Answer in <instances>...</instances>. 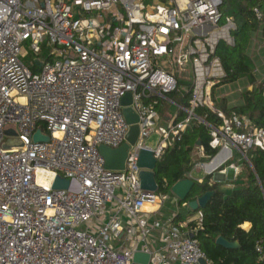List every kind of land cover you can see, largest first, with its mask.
Returning <instances> with one entry per match:
<instances>
[{"label":"built area","instance_id":"built-area-1","mask_svg":"<svg viewBox=\"0 0 264 264\" xmlns=\"http://www.w3.org/2000/svg\"><path fill=\"white\" fill-rule=\"evenodd\" d=\"M173 1L148 13L140 0H0V264H132L135 253L147 254L149 264H213L186 223L156 217L165 198L140 188L139 154L152 153L157 165L196 122L215 153L195 147L191 172L237 177L235 152L261 188L248 152H264V129L225 115L212 99L226 76L216 48L233 47L237 29L222 17V1ZM252 13L264 22V10ZM43 48L34 74L23 60ZM178 81L190 85L187 107L176 106L184 116L163 123L156 107ZM125 108L137 116L138 134L123 170H108L98 148L127 144ZM198 109L219 124L198 118ZM37 130L49 141L34 142ZM153 135L155 148L145 144ZM57 177L67 189H53ZM202 219L197 212L196 227ZM255 252L264 259L258 243Z\"/></svg>","mask_w":264,"mask_h":264},{"label":"trees","instance_id":"trees-1","mask_svg":"<svg viewBox=\"0 0 264 264\" xmlns=\"http://www.w3.org/2000/svg\"><path fill=\"white\" fill-rule=\"evenodd\" d=\"M221 1L219 10L222 17L233 18L237 29L232 34L233 47L221 42L216 48V55L226 72L219 86L246 78L254 88L251 92L243 93V105L240 107L227 110L221 104L215 106H220L219 109L227 116H247L255 126L264 129V81L256 83L252 63L246 54L252 33L260 23L252 10H264V0ZM181 84L187 87L186 91L177 86V90L169 94V99L186 108L190 85L189 82ZM195 115L208 124H219L216 116L205 109L196 110ZM209 140V131L205 126L193 122L187 127L181 139L166 150L156 165L157 195H165L175 183L189 179L194 164L191 154L198 141L208 156L214 155L215 152L208 148ZM248 158L259 180L264 183V152L250 150ZM210 179L211 176H207L202 184L195 183L188 198V201L196 200L207 192H214L205 209L199 210L203 215L201 227H196V222L192 219L199 211L188 210L185 215L178 214L172 223L178 225L186 222L187 231H192L189 237L197 241L199 249L213 264H264V259L255 252V245L258 243L264 253V185L260 188L251 172H247L245 180L239 174L231 182L234 185L231 190H222L218 183H210ZM245 223L251 225L248 232L241 229ZM219 237L228 242H237L239 249L226 250L217 246L215 241Z\"/></svg>","mask_w":264,"mask_h":264},{"label":"water","instance_id":"water-1","mask_svg":"<svg viewBox=\"0 0 264 264\" xmlns=\"http://www.w3.org/2000/svg\"><path fill=\"white\" fill-rule=\"evenodd\" d=\"M40 67V64H38ZM130 94H127L121 101L123 107H127L130 105ZM123 115L125 117L126 122L131 125L129 134L127 136V144L122 145L120 148L116 150H111L106 147H99L98 151L101 157L104 159L105 168L108 170L121 171L124 168V162L127 156V150L129 145H132L137 137L138 128L135 124L138 122V118L133 114L131 109L125 108L123 110ZM6 135H10L11 132H5ZM34 142H48L49 138L47 136H42L40 130H37L33 136ZM201 144L198 141L196 146L199 147ZM138 167L142 169L139 174L140 179V188L143 191L147 192H156L157 191V183L155 180V168L156 161L152 157V153L147 151H141L138 159ZM68 181L61 179L59 177L56 178L54 182L53 189L65 190L68 188ZM195 186V182L191 179L182 180L175 183L171 189L170 194L174 196L178 202L185 203L189 209V211L197 212L199 210L205 209L207 203L214 195V192H207L203 196L197 198L196 200L188 201V198ZM215 244L220 246L226 250H238L239 245L237 242H228L223 238L219 237L216 239ZM132 264H149V256L143 253H135L133 255ZM200 264H204L203 261Z\"/></svg>","mask_w":264,"mask_h":264},{"label":"crops","instance_id":"crops-1","mask_svg":"<svg viewBox=\"0 0 264 264\" xmlns=\"http://www.w3.org/2000/svg\"><path fill=\"white\" fill-rule=\"evenodd\" d=\"M140 1L146 6V12H148V13H150L151 8L157 4H161V5H165V6H174L175 5L173 0H140ZM183 1L184 0H176V3L178 5H181L183 3ZM246 54L252 63V67H253L252 70H253V75L255 77L256 83L260 84L262 81H264V22H260L257 29L252 33L251 40L249 42ZM240 80H244V82H245V86L242 88V89H244V92H251L253 90L254 87L248 82V80L246 78H243ZM234 83H236V82H234ZM234 83H231V84H234ZM227 85H229V84H227ZM216 88H218V87H216ZM216 88H214L212 91V99H213L215 105L221 104V106H225V108L227 110H230V109L235 108V107H240L243 105L242 96L239 98L237 96V93H239V91L241 89L234 91V92L225 93L221 97H217L216 96ZM169 96L170 95H168L166 97V100L161 101L158 104V106L156 107V112L161 117L163 123L168 122L176 113H177V117L179 120L182 119L184 116L182 112H180L176 109V106H178L177 103L171 101L169 99ZM170 102L173 103L175 106L172 105ZM178 107H180V106H178ZM217 107H218L217 109H219L220 106H217ZM181 114H182V116H181ZM241 116H244V115H241ZM194 159H195V157H194V153H193V159L192 160H194ZM226 173H227V171H226ZM203 176H204V174H203ZM219 177H223V176L212 175L211 181L218 183V184H221L218 180ZM204 178L205 177H203L202 179H204ZM199 179H201V178H199ZM228 185L231 186V188H233V186L231 184H228ZM165 200L166 201H163V203H162V205H161V207H160V209L156 215V217H158L159 219L169 220V219L174 218L178 214L185 215L188 212L187 207L184 208L183 211L181 210V208L178 207L180 204H179V202H177V200L174 196L171 195V198L169 197V198H166ZM146 209L149 210V207ZM195 216L192 219H194ZM250 228H251V225L249 223H245L242 225V230L245 232H248L250 230ZM158 238H159V233L155 232L151 238V246L153 248L156 247V243H157Z\"/></svg>","mask_w":264,"mask_h":264},{"label":"rangeland","instance_id":"rangeland-1","mask_svg":"<svg viewBox=\"0 0 264 264\" xmlns=\"http://www.w3.org/2000/svg\"><path fill=\"white\" fill-rule=\"evenodd\" d=\"M72 11H74V9H72ZM28 46H29V42H26L24 45V49L27 51H28ZM46 54H47V49H45V48H43L42 55H39L37 57H35L31 53H29V56L23 60V63L25 64L26 67H28L32 71V73L36 74L40 71L39 70L40 68H37L35 65H33V61L36 58L40 59L41 61L44 60V56ZM181 82H183V81H178V86H181L180 90L187 88L184 85H182ZM244 86H245L244 80H239L238 82H236L234 84L221 85L218 88H216V96L221 97L225 93L234 92V91L241 89L239 91V93H237V96L239 98L244 93V89H242ZM145 144L151 148H155L157 146V137L154 135L151 136L148 140H146ZM233 155H234V161L233 162L239 166V169L241 172L240 173L241 179L245 180L246 176H247V172H251V170L249 169V167L245 163L236 161L235 152ZM191 174H192L193 180H197L199 178L202 179L204 177L201 172H191ZM237 177H235L234 172L232 170H227V173L225 176L218 178L219 182L221 183V184H219L220 188L222 190H231L232 188L228 184H231V182H233ZM232 186L234 187V185H232ZM161 196H163L165 199L169 198V197L171 198V195L169 192H167L165 195H161ZM164 201H166V200H164ZM178 207L181 208V210L183 211V209L186 208V204L179 205Z\"/></svg>","mask_w":264,"mask_h":264},{"label":"bare ground","instance_id":"bare-ground-1","mask_svg":"<svg viewBox=\"0 0 264 264\" xmlns=\"http://www.w3.org/2000/svg\"><path fill=\"white\" fill-rule=\"evenodd\" d=\"M214 166H215V164L213 163L209 168H212ZM145 208H148V206L145 205Z\"/></svg>","mask_w":264,"mask_h":264}]
</instances>
